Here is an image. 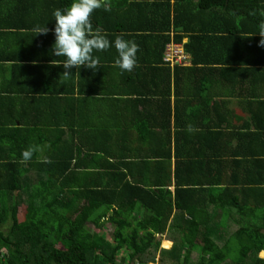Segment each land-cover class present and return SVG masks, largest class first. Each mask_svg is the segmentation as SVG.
<instances>
[{
	"label": "trees",
	"instance_id": "16d2710c",
	"mask_svg": "<svg viewBox=\"0 0 264 264\" xmlns=\"http://www.w3.org/2000/svg\"><path fill=\"white\" fill-rule=\"evenodd\" d=\"M54 1H59L62 7L72 3V0ZM153 1L114 0L110 12L102 8L100 13L94 12L92 16L95 23L106 29L116 22L136 24L137 20L144 21L148 16L146 13L152 10L155 15L165 12L161 23L156 18L157 25L150 33L136 32L141 35V40L146 36L155 43L153 62H145L143 70L126 73L130 80L138 78L135 83L140 87L158 83L156 91L159 87L166 96L158 102L156 109L150 110V124L146 118L150 125L146 131L152 129L147 138L154 148L146 158L152 162L151 169L141 170L136 178L122 169L127 162L121 157L112 162L114 157L106 154L103 143L91 136L95 124L93 113L80 114V123L70 115L69 130L65 132L58 119L61 107L50 110L56 112L52 117L53 127L61 135L45 151L44 157L36 150L29 161L22 157L15 159L16 163L0 159V264H147L157 255L162 264H264V258L260 256L264 251V124L258 122L262 152L243 151L244 136L240 127L248 120L249 108H231L227 117L232 122L221 132L224 131L225 139H237L236 153L231 149L232 145L225 146L228 141L222 139L220 142L219 138H214L212 150L217 149L222 158L229 153L233 160L224 166L225 170H218L217 183L220 185L212 186L204 193L197 192L193 187L195 180L181 171L185 170L188 159H192L190 151L204 149L209 142L195 144L199 128L195 124L179 123L180 110L176 104L172 107L171 96L181 104L180 101L187 99L186 91L191 93L197 86H202L199 95H205L207 99L210 97L208 85L226 86L230 92L235 85L231 74L218 66L222 56L217 51L206 53L190 46L199 38L192 37L185 45L188 64L172 66L165 62L167 46L182 43L178 34H169L171 22L178 25L172 12L181 16L190 14L193 0H163L154 5ZM109 2L111 4V0ZM206 2L212 6L226 4L225 0H200L199 5L204 8ZM261 2L264 0H230L222 18L223 23L229 22L228 36L211 38L224 43L233 55L245 49L264 52V47L259 46L261 36L257 33L264 23V15H261L264 4L260 5ZM100 14L101 19H98L96 15ZM242 17L244 19L239 22ZM195 18L196 15H188L186 24L197 23L199 20ZM213 22L222 27L217 20ZM136 25L138 30H146V26ZM136 71L141 76L131 77ZM237 73L233 76L236 74L240 79L241 74ZM251 77L252 80L257 78L249 75L242 79ZM173 78L176 79L174 87ZM239 83L241 86L235 88L236 94L245 98L249 86L244 81L239 80ZM183 85L188 87L184 91ZM124 99L123 105L130 109L132 99ZM81 101L85 99L73 95L67 98V103ZM136 101L149 103L141 99ZM185 111L188 110L184 108ZM159 112H162V118ZM221 126L222 123H213L207 129L213 131L211 128ZM160 129L164 132L162 136ZM47 142L52 143L43 141ZM69 143L72 144L70 147H64ZM32 145L42 146L36 142ZM192 164L190 161L187 171L192 170ZM29 172H34L39 181L35 187L27 181L32 178ZM13 198H20L26 204L22 220L20 204ZM144 213L149 215L144 216ZM4 220L8 223L4 224ZM230 227L232 233L228 234ZM221 229L227 234L224 244L219 245L220 239L217 241L210 236L203 238L204 244L200 243V235H209L208 232L213 236L220 235ZM164 238L173 241L170 249L161 248ZM164 244L171 245L169 241ZM199 246L201 255L197 252ZM207 252H212L213 257H204Z\"/></svg>",
	"mask_w": 264,
	"mask_h": 264
},
{
	"label": "crops",
	"instance_id": "0c3cea01",
	"mask_svg": "<svg viewBox=\"0 0 264 264\" xmlns=\"http://www.w3.org/2000/svg\"><path fill=\"white\" fill-rule=\"evenodd\" d=\"M113 1L111 0L110 5H113ZM225 1L224 6H212L206 2L205 7L202 8L199 0H193V11H190L188 15H196L195 20L199 21L188 26L185 22L187 14L181 16L172 12L176 16L175 19H178V25H173L171 22L169 31V34L176 33L182 38V43H176L179 48L184 46L185 49V45L193 37L200 39L197 43L194 41L190 43L193 49L206 53H213L212 50L217 51L222 56L218 66L225 68V73L231 74V81L235 85L233 92L228 91L226 86L208 85L207 94L210 97L207 99H205V95H199L202 86L195 87L196 89L191 93L190 90L186 91L187 99L180 101L181 104L174 96H171L170 99L172 107H175L176 104L180 110L178 120L181 119V121L179 123L195 124L199 128L194 139L195 144L200 141L204 144L209 142V145L204 149L190 151L192 159H188L185 170L181 171V174L186 172L184 174L186 177L195 180L193 187L200 193L210 190L212 186L220 185L217 183L220 177L217 176L218 170L220 168L225 170L224 166L233 160L229 153L222 158L217 149L212 150L213 139L219 138L220 142L222 139L225 142L228 141L225 146L232 145L231 149L236 153L237 139L235 137L225 139V135L222 134L224 131L221 132L232 122L227 116L231 113L233 106L249 108L248 120L243 122L240 127V132L244 136L243 151L247 149H253V152L261 151L259 148L261 136L258 134V130L261 132V126L258 125V122L264 124V97H259V95L264 96V52L259 49L256 51L255 49L254 51L245 49L233 55L224 43L215 42L211 38L212 36L224 38L229 34V22L223 23L222 21L227 6L230 4V0ZM161 2L163 0H154L153 5ZM263 4L264 2L260 3V5ZM69 6L66 4L62 7L59 1L55 3L54 0H0V159L5 158L4 162L16 163L15 159L21 158L22 151L33 146V142L42 144L41 147L34 146L42 156L61 135V132L53 127L52 117L54 118L56 112H50L58 106L61 107L58 119L63 123L65 132L69 130L70 115L80 123V114L93 113L95 124L91 136L103 143L106 154L114 157L112 162H117L116 158L121 157L122 161L127 162V166H122L124 167L122 169L138 178L141 170L149 171L152 167L151 160L146 159L154 149L151 147L152 141L147 138L148 132L152 130L146 131V127L150 126V121L152 122V116H148V114L150 110L156 109L158 102L165 99L166 96L159 87L156 91L158 83L150 87H140L135 83L138 78L130 80V76L126 74L129 72L122 73L119 68L115 67L114 61L117 58V52L114 47L108 51L94 53L99 57L101 63V67L97 70L82 66L79 71L73 68L71 70L73 74L65 77L63 74L65 69L63 65L59 64L64 58L55 57L52 54L55 41L54 32L50 30L46 35L37 34L36 29L45 25L49 29H54L55 18L52 15L54 10ZM101 9H97L95 13H100ZM261 10L262 7L259 11ZM153 12L155 11L146 13L148 16H145L144 21L137 20L136 24L146 26V30L142 31L137 29L135 22L122 24L116 22L104 29L102 25L95 23V17H93L94 27L103 28L110 40H114L118 35H123L125 39L134 40L139 45V66L133 71L143 70L145 62L152 63L156 57L155 43L146 36H143L141 40V35L136 33H150L151 29L157 25L156 18H159L161 23L162 15L165 12L160 11L159 15H155ZM96 17L101 19V14ZM214 19L222 27H217L213 22ZM242 19L244 17L239 18L238 21L240 22ZM215 28L217 30H214ZM237 71V74H241L240 79L236 78V74L233 76V73ZM249 75H254L257 78L255 80H252V77L242 79ZM135 76L141 75L136 71L131 77ZM166 78L165 74L164 79ZM151 80L153 82L152 78ZM175 80L173 78L172 87H174ZM239 80L246 82L249 86L250 91L246 94L247 98L236 94L237 89L235 88L241 86ZM151 87L154 90L152 93H150ZM181 88L184 91L188 87L183 85ZM72 95L76 98H83L85 101L67 103L68 96ZM124 98L132 99L130 109L123 105ZM138 99L147 100L149 103H138L136 101ZM72 106L75 107L72 108ZM184 108L188 110L185 113ZM159 113L161 116L162 112ZM147 117L149 124L146 121ZM172 121H175V118ZM213 123H222V126L211 128L213 131L208 130L207 127ZM177 130L179 129L177 128ZM160 133L162 136L163 130L160 129ZM46 140H50L52 143H43ZM59 144L63 147L61 141ZM71 145L70 143L65 144L64 147ZM261 154L263 155V153ZM124 157L128 158L123 159ZM190 161L194 167L187 171L186 168ZM197 161H199L198 164ZM26 164L30 165V163ZM229 172L231 173L230 170ZM29 175L33 178L27 180L30 185L34 186L39 183L34 172H29ZM142 180L144 179L142 178ZM170 188L174 190V186Z\"/></svg>",
	"mask_w": 264,
	"mask_h": 264
},
{
	"label": "clouds",
	"instance_id": "9594fccd",
	"mask_svg": "<svg viewBox=\"0 0 264 264\" xmlns=\"http://www.w3.org/2000/svg\"><path fill=\"white\" fill-rule=\"evenodd\" d=\"M103 8L110 12L111 6L109 0H72L69 7L57 8L53 12L55 18L54 29H49L46 25L36 29L37 34H48L51 30L54 32L55 41L52 47V54L55 57H63L60 65H63L64 76L72 75V69L77 71L83 66L88 69L97 70L101 67L99 57L96 52L108 51L115 48L117 58L114 66L121 72L131 73L138 67L139 45L134 40L125 39L123 35H118L114 40H110L108 34L99 26L94 27L92 16L97 9ZM264 15V13H261ZM261 39L259 46L264 47V23L260 25ZM183 50L184 46L182 47ZM191 131V127L189 128ZM36 148L30 146L21 153L24 161H29ZM156 238H159L157 234ZM167 239L161 241V248L170 249L163 246ZM261 253L264 254V251ZM264 258V257H262ZM162 264L160 257L147 264Z\"/></svg>",
	"mask_w": 264,
	"mask_h": 264
},
{
	"label": "rangeland",
	"instance_id": "374dc122",
	"mask_svg": "<svg viewBox=\"0 0 264 264\" xmlns=\"http://www.w3.org/2000/svg\"><path fill=\"white\" fill-rule=\"evenodd\" d=\"M196 1H198V0H196ZM199 1H200V0H199ZM13 200H15L16 202H18V203L20 204V214H19V216H20L21 220L24 219V218H25V213H26V204H25L23 201H21L20 198H18V199L13 198ZM148 215H149V214L144 213V216H148ZM7 223H8V222H7L6 220H4V224H7ZM89 227L93 229L92 226H89ZM92 229H91V230H92ZM233 229H235V228L233 227ZM211 230H212V229H211ZM230 230H231V227H230V229H229V231H228V234H230V232L232 233V231H230ZM208 234H209V235H200V243H201V244H204V239H203V238H204V237H208V236H210L211 238H214V239L217 238V241H219V239H220V243H219V245L224 244V242L227 240V237L225 236V235H227V234H225V230H224V229H221V230H220V235L213 236L214 234H212V233H210V232H208ZM221 236H223V238H221ZM166 241H169L171 245L166 246V245L164 244V247H166V248H171V247L173 246V241H172V240H169V239L166 240ZM197 252H198L199 255L202 254V249H201L200 246H199ZM260 256H261V257H264V254L261 253ZM204 257H208V258L213 257V253H212V252H207L206 254H204ZM157 258H159L158 255H157ZM160 264H161V263H160ZM163 264H164V263H163ZM223 264H225V263H223Z\"/></svg>",
	"mask_w": 264,
	"mask_h": 264
},
{
	"label": "built area",
	"instance_id": "2783aa9c",
	"mask_svg": "<svg viewBox=\"0 0 264 264\" xmlns=\"http://www.w3.org/2000/svg\"><path fill=\"white\" fill-rule=\"evenodd\" d=\"M165 62L172 66L178 64H188V57L184 54V50L176 46V44L168 45L165 51Z\"/></svg>",
	"mask_w": 264,
	"mask_h": 264
}]
</instances>
